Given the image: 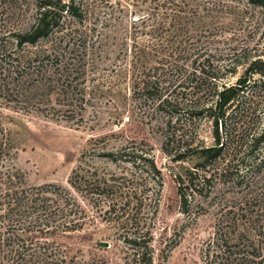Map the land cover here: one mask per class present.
I'll return each instance as SVG.
<instances>
[{
	"label": "rangeland",
	"instance_id": "rangeland-1",
	"mask_svg": "<svg viewBox=\"0 0 264 264\" xmlns=\"http://www.w3.org/2000/svg\"><path fill=\"white\" fill-rule=\"evenodd\" d=\"M36 3L0 0V15L9 29L24 30L34 22ZM93 4H99L95 14L82 20L66 15L61 31L24 48L27 54L55 46L74 50L81 65L86 48V78L78 84L85 96L75 99L74 116L27 115L0 104L1 181L13 174V184L25 189L61 185L84 208L70 230L40 233L15 225L13 233L22 234L18 244L29 238L27 257L39 254L63 264H214L221 253L212 242L218 231L232 232L233 220L245 222L253 208L244 204L250 189L245 183L254 178L264 188V169L249 172L241 186L222 178L210 188L187 189L183 201L176 176L200 158L176 159L172 154L212 144L213 127L205 113L189 112L199 98L178 84L192 71L193 52L211 54L217 78L234 82L243 75L250 56L264 52V5L250 0ZM229 62L234 63L232 74L223 71ZM145 80L155 83L146 86ZM166 96L169 103L159 108ZM198 96L208 101V95ZM75 169L107 178L117 193L88 196L72 190L68 181ZM6 186L0 183V198ZM3 224L0 217L6 238L12 230L7 232ZM138 236L136 243L131 241ZM7 244L0 246V264H15L20 259L5 256Z\"/></svg>",
	"mask_w": 264,
	"mask_h": 264
},
{
	"label": "trees",
	"instance_id": "trees-1",
	"mask_svg": "<svg viewBox=\"0 0 264 264\" xmlns=\"http://www.w3.org/2000/svg\"><path fill=\"white\" fill-rule=\"evenodd\" d=\"M96 1L37 0L34 22L24 30L9 29L0 15V104L27 115H57L56 119L60 117L66 120L74 116L71 108L75 105V99L81 101L85 96L79 81L85 82L86 78L89 56L86 48L81 53L84 60L82 65L75 61L74 50L60 48L59 51V46H55L50 51L27 54L24 48L34 47L61 31L66 15L82 20L91 13L95 14L99 9V4H93ZM250 1L264 5V0ZM190 63L192 71L182 76L183 80L178 85L190 88L191 95L199 98L190 106L189 112L205 113L211 120L213 143L186 147L172 154L176 159L193 154L200 158L192 169L176 176L177 191L183 201L187 189L196 190L207 185L210 188L214 179L222 178L241 186L249 172L256 175L264 169V96L260 94L264 93V52L250 56L243 75L234 82L217 78L212 72L215 68L210 53L193 52ZM223 71L234 73V63L224 64ZM182 81L186 86L181 85ZM143 83L148 86L155 81L145 80ZM170 89V86L165 87L167 92ZM200 93L208 95V101L201 102ZM160 99L159 108L169 103L167 96ZM2 148L3 144L0 143V157ZM12 177L13 174H8L5 182L0 178V183H8L7 191L0 198L3 207L0 217L6 220L4 229L7 232L12 230L6 238L0 232V246H6V241L9 243L5 256L20 259L15 264H63V260L47 261L45 256L39 254H29L27 257L30 246L26 243L32 240L27 238L21 245L18 244L22 234L13 233L15 225L22 224L23 229L29 232L70 230L72 226L69 224H72L73 218L84 213V208L69 188L51 184L25 189L15 186ZM68 182L72 190L88 196L91 192L117 193L116 186L107 178L94 177L87 171L72 170ZM245 186L250 189L246 190L244 204L249 207L253 205V208L245 222L233 220L232 232L218 231L212 244L221 255L218 261H213L214 264H264V188L254 178ZM137 239L140 240L139 236L131 241L136 243ZM37 247L41 248L40 245ZM207 255H211L210 251H207Z\"/></svg>",
	"mask_w": 264,
	"mask_h": 264
}]
</instances>
